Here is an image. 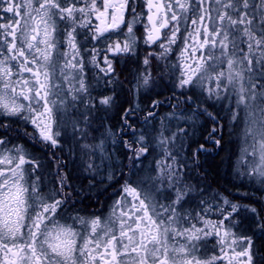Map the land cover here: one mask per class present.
<instances>
[{
    "label": "snow or ice",
    "instance_id": "1",
    "mask_svg": "<svg viewBox=\"0 0 264 264\" xmlns=\"http://www.w3.org/2000/svg\"><path fill=\"white\" fill-rule=\"evenodd\" d=\"M0 21V264H264V246L253 239L264 234V209L221 192L200 199L195 215L184 208L197 192L185 172L223 147L217 133L224 119L239 127L243 145L235 178L264 187V0H0ZM140 24L143 44L153 49L142 59ZM181 39L178 63H168ZM85 42L92 43L88 59ZM117 57L136 65L134 96L156 73L171 84L172 95L152 100L142 124L138 103H117ZM89 64L98 69L91 78ZM164 103L173 108L164 119L177 121L175 131L163 120L159 129L145 127ZM113 109L122 112L127 165L107 150L109 139L120 143L110 127L88 142L92 124L103 126ZM200 117L213 124L203 142L179 126ZM14 123L30 125L24 135L56 160L58 188L44 190L40 161L9 135L18 134ZM69 137L93 179L107 168L105 192L119 184L107 216L69 207L68 177L56 156ZM153 145L160 158L141 176ZM243 223L252 236L236 231Z\"/></svg>",
    "mask_w": 264,
    "mask_h": 264
},
{
    "label": "rangeland",
    "instance_id": "2",
    "mask_svg": "<svg viewBox=\"0 0 264 264\" xmlns=\"http://www.w3.org/2000/svg\"><path fill=\"white\" fill-rule=\"evenodd\" d=\"M11 15V14H6ZM2 22V21H0ZM189 30H191V24L190 21L188 22ZM143 24L138 25L139 32H137V36L140 35V58L142 59L145 54H147L148 51H152L153 49L148 48L146 45L143 44V35H144V29ZM183 31V29H182ZM80 40H84V36L81 35L79 37ZM179 46H183V39H181V42L179 43ZM85 48L88 49V52H90V49L92 48V43L85 42ZM174 51L169 54V60L168 63H178V57L179 52L178 46H173ZM65 50L64 47H61L60 51L63 52ZM155 50L157 52L160 51L159 46L157 45ZM90 57V53L87 55L85 59H88ZM114 66L116 68V73L118 76V80L120 82V87L117 88V94L119 96V99L117 101L120 108H128V107H135L136 104H139L140 110L136 113V123L142 124L144 117L147 115V111L149 109V106L151 105L152 100H165L166 97H169V88H171V84L168 81V79L165 77L163 80L160 78V74L156 73L154 74L156 76V79L154 82L149 86V89H143L141 88L139 95L134 96L132 91V85L135 83L134 75L136 71V65L132 62L123 63L121 62L120 58H116L114 60ZM161 67H163V62H161ZM98 72V69L93 68L90 64L88 65L87 69V75L91 78L96 75ZM162 88V91L165 92L162 94V91L160 90ZM166 88V90L164 89ZM122 89V91H121ZM168 89V91H167ZM166 93H168L166 95ZM219 107V106H218ZM211 110V109H210ZM157 113L155 116V119L152 120L151 125H146L145 127H152L154 126L156 129H159L161 122L163 120L164 123L168 124L171 130L175 131L177 126V121L174 119H164L168 116L169 113L173 112V108L170 104L164 103L161 104L159 107L153 109ZM121 115L122 112L118 109H113L109 113V118L104 122V125L101 126L100 122H94L91 126V129L89 130V143H96L99 141L102 134L106 132L107 128H111L112 132L116 134V139L120 141V143L113 146L111 139L108 140L107 144V150L111 153H113V161L117 162L118 160H123L124 164L127 165V158L123 153V147L122 143L123 140L126 138L124 136L120 135V127H121ZM225 113L221 111V116L223 117ZM151 119V118H149ZM221 123L225 125L223 128L222 133L218 132L217 136L223 135L224 139L227 140L232 144V147L234 148L232 154H227L225 159V166L229 168V176L230 181L228 185L230 188H223L220 186H217L215 184H212L207 181V179L203 176L202 172L200 171V166L206 163V161L209 159L210 156L216 155L220 152L221 148H215L214 151L202 155L199 158L198 164L193 162L190 164V168L186 170L185 172V182L189 183L197 188V192L193 193L190 198H188V203L184 205L185 210L191 211L193 215L196 214V212L200 211V208L198 207L200 199H210L209 196H212L214 192H221L225 195H230V199H233V202L239 203V204H250L252 206H255L258 208V210L264 209V199L261 197L264 196V187H261L259 183L256 182H249L247 178H245L243 181L235 178L233 167L237 156L240 153V148L243 146L240 140L239 136V127H237L235 130H233L231 127L227 126L228 121L226 119L222 120ZM179 126L182 128H187L189 131V134L193 140H199L200 142L204 141V137L208 135V133L211 131L213 124L207 120L206 117H200L199 120L192 126H189L188 124H185L183 122L179 123ZM12 128L18 129L17 132H20L19 141H14V143L23 144L27 147V149L40 161L41 168H40V175L43 180V187L44 190L47 192L53 187H59L58 184L55 183L57 177H56V160L52 158L51 153L45 149H42L40 145H33L32 141L28 139L27 136L24 135V131H31V126H23L18 125V123L12 124ZM20 128V129H19ZM224 141V140H223ZM208 148H214V145L208 144ZM70 149L72 151H70ZM153 151L150 155L147 156V158L143 159L142 163V171L140 173L141 176H144L147 173L148 169H155L156 168V160L160 158L161 150L156 149L155 145H153ZM56 156L59 157L61 162L60 172L61 174L68 177V186L65 187V192L71 193L70 198H94L91 199V201L96 200L97 195L100 199L108 200L109 203L107 204V207L102 210V215L107 216L109 213L110 205L112 204L113 200L117 197L113 195L114 189L119 188V184H113L112 187H108L107 191L105 192V186L108 183L107 181V175L108 170L107 168L103 169L100 175L93 177L91 174L86 173L84 171V168L81 165V157H80V151L79 146L74 145L73 141L69 137L67 140V143L63 146V152H57ZM222 156V155H221ZM231 158V160L229 159ZM251 159V158H249ZM223 160V159H222ZM117 171H119L117 169ZM125 172H127V168L124 169ZM225 172L227 170L225 169ZM155 171H152L150 175H155ZM228 174V173H226ZM225 175V174H224ZM35 177H33L34 179ZM134 180L136 177H132ZM89 180H92V183L95 185V187H92L91 190H89ZM123 181H121L122 183ZM243 183V187H235L234 185H240ZM203 193L202 195L200 193ZM247 193V195L241 196L240 194ZM90 201V200H89ZM105 202V203H106ZM166 202V201H165ZM104 207V206H103ZM246 215H251L246 214ZM215 217H213L214 219ZM240 219V218H237ZM248 227L247 223L241 224V226L236 229L237 232H242L245 235L250 236L248 233L252 235L251 231H246ZM264 237V234H263ZM214 241V240H213ZM215 243V241H214ZM256 245V243H255ZM212 248H210V253L205 252L204 255H211L212 254Z\"/></svg>",
    "mask_w": 264,
    "mask_h": 264
},
{
    "label": "trees",
    "instance_id": "3",
    "mask_svg": "<svg viewBox=\"0 0 264 264\" xmlns=\"http://www.w3.org/2000/svg\"><path fill=\"white\" fill-rule=\"evenodd\" d=\"M164 89L166 90V88ZM160 90L162 91V88H160ZM163 93L165 92L162 91V94ZM167 94L168 93H166V95ZM168 95L169 96L172 95L171 91L169 92ZM9 135L11 139L14 141L17 140L19 141L20 139L17 133H9ZM233 150L234 148L232 147V144L224 139L223 147L221 148L220 152L217 153L216 155L210 156L209 159L206 161V163L200 166V171L202 172L203 176L207 179L208 182L223 188H230V186L228 185L229 183H231L229 176V168L225 166L224 158L226 157L227 154L230 155L234 153ZM225 169L227 170V172H225ZM258 244L259 247L264 246V238L260 239Z\"/></svg>",
    "mask_w": 264,
    "mask_h": 264
},
{
    "label": "flooded vegetation",
    "instance_id": "4",
    "mask_svg": "<svg viewBox=\"0 0 264 264\" xmlns=\"http://www.w3.org/2000/svg\"><path fill=\"white\" fill-rule=\"evenodd\" d=\"M141 3H143V0H141ZM144 11L146 12V9H144ZM144 23H147L146 16H145V19H144ZM137 28H138L137 32H139V27H137ZM143 29H144V27H143ZM139 37H140V35H139ZM178 42L180 43L181 40H179ZM98 47H102V46L101 45H98ZM182 47L183 46H179V44H178V50L177 51L179 52L180 51V48H182ZM89 53H91V49H90V52ZM89 53H87V55ZM85 54H84V58L87 57V55H85ZM117 58H119V57H117ZM19 134H20V132H18V135ZM209 197L211 198V196H209ZM91 199H94V198H70L69 207L72 208V206L74 204V208L72 209L73 210V213H74L75 210L79 209V210H82V213L81 214H84V213H93V212H96V213L101 214L102 213V210H104V208L107 207V204L110 201V200H108L106 202V200L100 199L98 197V195H97V198H95L96 200L91 201ZM204 199H206V197ZM248 234L250 236H252L250 233H248ZM263 238H264L263 237V234H261L260 232H257L256 233V236L253 237L254 242L256 243V247L257 248H261V247L258 246L259 245L258 242H259L260 239H263ZM213 245H214V241H212V243H210V244L207 245V250H206L207 253H210V248H212V250H213Z\"/></svg>",
    "mask_w": 264,
    "mask_h": 264
}]
</instances>
